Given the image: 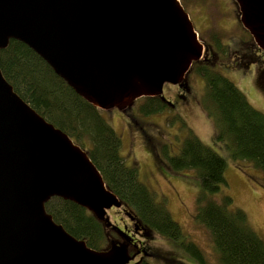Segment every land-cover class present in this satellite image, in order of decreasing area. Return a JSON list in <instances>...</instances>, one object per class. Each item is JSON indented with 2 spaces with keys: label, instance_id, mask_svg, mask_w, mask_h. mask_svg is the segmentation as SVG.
<instances>
[{
  "label": "water",
  "instance_id": "1",
  "mask_svg": "<svg viewBox=\"0 0 264 264\" xmlns=\"http://www.w3.org/2000/svg\"><path fill=\"white\" fill-rule=\"evenodd\" d=\"M235 1L264 50V0ZM12 40L101 110L124 111L144 97L172 103L165 85L185 84L207 53L180 0H0V50ZM53 197L88 209L124 241L89 247L47 212ZM123 206L88 152L30 106L0 69V264H130L129 235L108 215Z\"/></svg>",
  "mask_w": 264,
  "mask_h": 264
},
{
  "label": "trees",
  "instance_id": "2",
  "mask_svg": "<svg viewBox=\"0 0 264 264\" xmlns=\"http://www.w3.org/2000/svg\"><path fill=\"white\" fill-rule=\"evenodd\" d=\"M182 3L186 8V0ZM215 42V57L194 62L191 69L205 81L200 105L214 119L216 139L224 143L231 155L252 162L264 172V112L255 108L236 83L218 68L217 55L225 56L228 46L219 35ZM0 69L30 106L88 152L107 187L141 227L167 238L199 264H207L204 253L188 239L166 201L158 200L141 182L136 166L127 165L121 151L122 137L107 122L103 110L78 95L23 42L12 40L6 49L0 50ZM136 103L146 115L171 106L161 97H144ZM189 134L180 153L170 157L169 165L176 171L195 170L200 184L196 219L210 233L220 264H264V238L252 226L247 212L235 207L233 198L223 193L228 186L227 160L195 134ZM46 210L71 235L85 240L93 249L104 250L111 237L119 236L73 201L53 197L46 203ZM160 255L162 259L168 258ZM170 258L169 264H187Z\"/></svg>",
  "mask_w": 264,
  "mask_h": 264
},
{
  "label": "rangeland",
  "instance_id": "3",
  "mask_svg": "<svg viewBox=\"0 0 264 264\" xmlns=\"http://www.w3.org/2000/svg\"><path fill=\"white\" fill-rule=\"evenodd\" d=\"M186 2L185 9L206 47L215 39L213 36L216 34L221 36L225 43H230L225 55L229 58L223 62L232 65L233 56L240 54L236 50H240L245 42L241 36L243 30L238 24L241 23V12L236 1ZM218 68L236 83L255 108L264 112V93L255 77L247 80L245 68L235 72L221 65H218ZM187 81L190 92L185 100L174 103L157 114L146 115L139 111L137 120L140 124L129 120L125 112L118 109L103 110L102 114L122 137L121 151L127 165L136 166L141 182L156 194L158 200L166 201L173 218L180 223L188 239L197 244L204 253L206 263L220 264L210 233L196 219L200 190L197 174L192 169H171L170 157L180 153L185 138L190 135L189 132L223 156L227 160L225 176L228 182L223 193L233 198L235 207L247 212L252 226L263 238L264 172L248 160L233 157L224 143L216 139L214 119L210 118L200 105L205 93V81L193 71L189 72ZM177 90L176 86L166 84L164 94L173 97ZM137 107L139 105L136 103L128 112L133 113ZM108 215L118 226H122L125 221L129 223V219L117 208L109 210ZM110 231L112 232L111 229ZM144 237L147 238L145 242L152 252L168 257L153 259V264H169L170 257H176L187 264H199L192 256L161 235L146 229ZM113 238L117 237L110 239Z\"/></svg>",
  "mask_w": 264,
  "mask_h": 264
},
{
  "label": "flooded vegetation",
  "instance_id": "4",
  "mask_svg": "<svg viewBox=\"0 0 264 264\" xmlns=\"http://www.w3.org/2000/svg\"><path fill=\"white\" fill-rule=\"evenodd\" d=\"M240 21V20H239ZM238 22V20H237ZM241 30L243 32L241 33L242 37L245 39L244 45L240 47V50H236V52H240V54H235L232 58V65L226 64L223 62L224 59H228L229 57L220 55H217V60L219 65L226 68L227 70L230 69V71L235 72L237 69L245 68L247 71H245V77L247 80H252L253 77L256 78V82L259 84V86L262 87L263 93H264V50L259 48L257 43L255 42L253 36L251 33L243 26L242 23L238 22ZM216 35L213 36V38L216 39ZM215 39L211 40L210 45L207 47V53L206 57L203 60L210 61L212 58L215 57V54L217 52V44L215 42ZM233 42H235L233 40ZM227 45L230 48V43H223ZM229 56V54H228ZM177 87V92L173 97L167 96L164 94V96L170 100L172 103H169V105H174V103L181 102L186 99L187 94L190 92L189 88V82L186 80V83L183 85H174ZM137 102V101H136ZM136 104V103H135ZM131 108H128L124 110L127 118L129 120H133L135 124H140L138 122V114L139 111H141L140 106L137 108H134L135 111L133 113H129L128 110ZM263 112V111H262ZM130 123V122H129ZM142 127V125H141ZM119 212L124 213V208H117ZM126 216V215H125ZM128 218V216H126ZM124 219V218H123ZM129 219V218H128ZM120 227L129 235L127 239L125 240L129 245V252L130 255L133 256V260L130 262V264H153L151 260L160 259L161 255L160 253L152 252V249L148 244L145 242L147 238L144 237V232L146 231L145 228L141 227L140 223L134 222L129 219L128 222H123V225ZM115 241H124L123 237L118 236L117 238L111 239ZM162 259V257H161Z\"/></svg>",
  "mask_w": 264,
  "mask_h": 264
}]
</instances>
